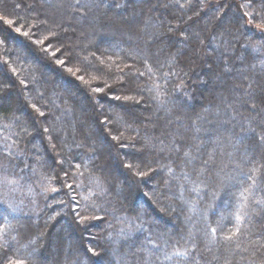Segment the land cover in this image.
I'll use <instances>...</instances> for the list:
<instances>
[{
  "label": "trees",
  "instance_id": "1",
  "mask_svg": "<svg viewBox=\"0 0 264 264\" xmlns=\"http://www.w3.org/2000/svg\"><path fill=\"white\" fill-rule=\"evenodd\" d=\"M241 3L87 0L77 11L75 0H0V15L14 22L0 19V171L7 167L20 183L45 177L49 189L35 213L24 207L9 214L1 200L0 213L14 228L0 240V264L9 258L106 264L114 248L116 264H264V210L251 199L239 248L222 240L234 230L231 213L251 183L249 167L264 165L257 138L264 135V68L242 47L264 42V32L256 27L259 19L242 27L250 9ZM57 19V28L47 26ZM45 29L52 32L44 35ZM59 59L92 77L105 74L101 85L81 80ZM130 83L139 100L126 99ZM242 125L256 134L238 139ZM189 149L196 159L186 163ZM209 153L215 154L211 172L201 167ZM241 158L251 164L237 169ZM21 161L30 168L20 172ZM95 180L107 199L92 194ZM71 217L82 228L78 242ZM145 237L159 250L145 245L139 251ZM89 247L98 255L87 253ZM185 250L189 256L172 255Z\"/></svg>",
  "mask_w": 264,
  "mask_h": 264
},
{
  "label": "snow or ice",
  "instance_id": "2",
  "mask_svg": "<svg viewBox=\"0 0 264 264\" xmlns=\"http://www.w3.org/2000/svg\"><path fill=\"white\" fill-rule=\"evenodd\" d=\"M76 5H79L80 7L77 8L76 10L79 11L81 9L87 8L88 4H87V0H84V2L82 3V0H75ZM176 3L179 4V0H176ZM184 5H180V7H183ZM16 7H19V5L17 4ZM116 7H120L119 4L116 5ZM240 8H244V9H250V11H245L243 12V16L244 17H248L249 19L247 21H245V24L242 25V27L250 25L253 20L259 19L260 23H258L256 25V27L261 31L264 32V0H243V3L240 4ZM84 15L86 16L87 13L85 12ZM0 19H3V17H0ZM8 24H12L13 21L12 20H7ZM17 31L19 32L20 29L17 28ZM169 31H171V29H169ZM237 32L240 31V28L236 29ZM24 35H28V33H24ZM185 39H187V37H185ZM37 43H43L44 41L39 40L36 41ZM50 46V45H49ZM243 48L245 49H250L252 53H255L257 58L259 59V63L261 65L262 68H264V42H262L259 45H253V44H243L242 45ZM59 51V50H57ZM53 55H56L55 52L52 53ZM59 64H64L65 61L64 60H58ZM253 68L256 67L255 64L252 65ZM228 70V69H226ZM68 71H72V69H68ZM149 71H151V69H149ZM141 75H143V73H141ZM80 79H83V76L80 77ZM242 87V85H241ZM248 88H251V84L248 85ZM95 91L99 92L101 91V89L97 88L95 89ZM116 99H119V97H116ZM35 107V106H33ZM256 109V105L253 104L251 105V110L255 111ZM41 115H43V113H41ZM196 132H199L200 129L198 127H196ZM45 132H48L49 129L45 128L44 129ZM249 134H256V129L255 128H244V126H241V133L240 136L238 137V139L247 137ZM233 135L235 136L236 134L233 133ZM257 138L258 141L261 143H264V135H259L257 134ZM15 143V142H14ZM234 146V145H233ZM11 147L12 145H5L4 148L6 151V154L8 156H15V153L11 152ZM177 151H179V146H177L176 148ZM197 151H200L199 148H197ZM229 157H231V153H226ZM184 157L186 158V163H190L193 160L196 159L195 156L192 155V151L191 149L186 150L183 152ZM215 160V154L214 153H209V159L208 160H203L201 167L208 172H211L212 169L209 167V164L211 162H214ZM21 163H24L25 167L24 168H20V172H24L25 168H30V165L26 162V161H21ZM241 164H251V161H244L243 158H241V160L236 163V168L240 169ZM77 167H79V165H77ZM264 167V165H260V166H255V167H249V172L247 174V179L249 181H251V183L249 185H247L246 187H243L242 190L239 193V207L237 208V210L233 213H231L232 218L235 221L234 224V230H232L229 234L223 235L222 236V240L226 243V244H232L235 243L236 247L239 248V240L240 238L243 236V233L241 231V225L243 224L245 217L248 215V213L246 211H244V209L246 207H248V201L251 199V203L254 204L255 206H257L258 208H261L262 210H264V198H257L256 197V193L260 192V191H264V189H261L259 187L260 183H264V173H261V168ZM0 168H3V165L0 164ZM171 171V169H169ZM242 170V169H241ZM34 172V169L32 170ZM65 175L67 176L68 173L65 172ZM184 178H188L187 173L184 174ZM18 183V180L15 179H8V177L6 175H4L2 172H0V186H3L5 184L11 185V184H16ZM68 188H72L71 184L67 185ZM51 191L56 192L57 189L56 188H52ZM0 203H5L3 201H0ZM8 210H9V214L11 213H15L17 211L16 207L13 206L12 204H8L7 205ZM13 219H16L15 216L12 217ZM97 219H99V217H97ZM14 226L11 222V220L8 218V215H5L3 213H0V240H4V238L8 235L9 230L13 229ZM121 233H124V230L121 229L120 230ZM137 231L139 232L140 229L138 228ZM208 233L215 238L217 236V228L215 227H211L208 229ZM124 238H128L127 234H125ZM30 243L35 244L36 241L32 240ZM113 245L117 244L118 241H112ZM145 245H152V248L155 250H159V245L156 244L150 237H145L144 242L140 245L139 247V251H144V246ZM3 245H0V248H2ZM132 247H135V245H133ZM246 251V249H245ZM87 253H91L93 256L98 255V253L96 252V250L92 247H89L86 249ZM106 254H107V249L105 250ZM112 256V258L108 259L106 261V264H116L114 255H115V248L113 249V254H110ZM136 254L133 253V256H135ZM173 256H177V257H185V256H189L190 253L188 250H185L183 252L181 251H174L172 253ZM171 256H166V259H171ZM7 264H27L25 259H12L9 258L7 260ZM74 264H83V262L77 258L74 262ZM225 264H230V262L226 261Z\"/></svg>",
  "mask_w": 264,
  "mask_h": 264
},
{
  "label": "rangeland",
  "instance_id": "3",
  "mask_svg": "<svg viewBox=\"0 0 264 264\" xmlns=\"http://www.w3.org/2000/svg\"><path fill=\"white\" fill-rule=\"evenodd\" d=\"M0 12H2V11H0ZM0 17H3V21H5V23L7 24V25H9L10 26V24H8L7 23V20H12L13 21V19H10V18H6V17H4V14H2V15H0ZM152 19V18H151ZM153 20V19H152ZM150 20H148L147 19V23L149 22ZM58 22H60L58 19L56 20V22H54V23H48L47 24V26L48 27H51V28H57L58 27ZM14 23V22H13ZM12 23V24H13ZM12 27H13V25H12ZM16 30H17V28H15ZM69 30H73V29H71V27H70V29ZM19 32H21V31H19ZM50 32H52V31H50V30H48V29H45V31L43 32V34L44 35H49V33ZM91 36H90V34H86V43H88V40H89V43H91L92 42V39L90 38ZM40 40H42V39H40ZM44 41V40H43ZM40 44V43H39ZM46 50L47 51H49V53H53V52H55L56 53V51L55 50H53V49H51V48H46ZM51 53V54H52ZM60 60V59H59ZM66 60V59H65ZM64 60V61H65ZM65 63H66V61H65ZM66 66H67V68L68 69H72V71L71 72H73L76 76H78L79 78L81 77V76H83V81H85L86 83H94L95 81L99 84L100 82H101V80L103 79V77L105 76V74H103V73H101V72H99V74L97 75V76H95V77H92V76H89L88 74L86 75V74H84V71H81V70H76L75 69V67H71V65H73V63L72 62H70V63H66L65 64ZM74 66V65H73ZM109 66V65H108ZM110 68H108L107 67V70L106 71H108ZM100 75V76H99ZM103 76V77H102ZM101 78V79H100ZM99 85H101V84H99ZM129 86H130V88H127L126 87V89L128 90V91H130V96H127L126 97V99L127 100H139V98H138V96L134 93V88H132L131 86H132V84L130 83L129 84ZM117 97H119V96H117ZM229 106V105H228ZM230 107V106H229ZM229 110V109H228ZM214 114H218L219 112L218 111H216V110H214V111H212ZM118 119H120L121 120V118L119 117ZM1 145V144H0ZM69 160V158L68 157H66V161L67 162H69L68 161ZM66 164V163H65ZM62 165H63V163H62ZM66 166H67V164H66ZM9 167V166H8ZM7 167H6V169H4L3 171H0V172H2L4 175H6L7 177H8V179H15V180H17L15 177H12L11 175H12V173L11 172H8L7 171ZM63 172V171H62ZM35 173V172H34ZM11 174V175H10ZM65 173L63 172L62 173V175H64ZM33 177H30L28 180V183H24V182H22V183H20V181H21V179H22V177L21 178H19L18 179V183H16V184H11V185H8V184H5V185H3V186H0V201L1 200H3V201H6L7 202V204H12L13 206H15L16 207V209L17 210H22V208H29L28 210V213H35V212H37L40 208H38V205L37 204H39L38 202L40 201V200H42V198H44V197H47L46 195L48 194V192H49V189L48 188H46V179H45V177L44 178H39L40 180L38 181V180H36V181H34L33 179H32ZM22 184V185H21ZM93 184H94V187H95V189L96 190H94V191H92L93 193V195L95 194H99V195H101L102 197H105L106 199H107V192H106V190H105V187L101 184V183H99V181H97V180H95L94 182H93ZM69 190V193H70V197L73 199V200H75L76 198V196H75V191H74V189H73V187L72 188H70V189H68ZM79 190H81L80 188H79ZM91 195V194H90ZM89 195V196H90ZM39 200V201H38ZM31 203V204H30ZM40 207V206H39ZM24 208V209H25ZM95 218H96V216H95ZM95 218H93V219H95ZM91 220V219H90Z\"/></svg>",
  "mask_w": 264,
  "mask_h": 264
},
{
  "label": "bare ground",
  "instance_id": "4",
  "mask_svg": "<svg viewBox=\"0 0 264 264\" xmlns=\"http://www.w3.org/2000/svg\"><path fill=\"white\" fill-rule=\"evenodd\" d=\"M0 28H4V24L0 21ZM27 40V39H26ZM27 43H28V45L30 46V47H34L32 44H31V42H29V41H27ZM36 51H37V53H39V56H40V58L41 59H49L50 60V58L47 56V55H45L44 53H42L41 51H39L38 49H36ZM52 61V60H51ZM53 62V61H52ZM52 68L53 69H61V67H59L57 64H55L54 62H53V66H52ZM62 71H63V69H61ZM80 88H82V89H84V86L81 84V83H76ZM85 90V89H84ZM87 100L88 101H90V99H89V97L87 98ZM194 105H198V103H197V101L196 102H194ZM107 138V137H106ZM71 223H72V228H73V230L74 231H76L77 232V234H76V236H74V238H76V240H77V242L78 241H80V239L79 238H81V230H82V228L79 226V225H77V223H75L74 222V220H73V218L71 217Z\"/></svg>",
  "mask_w": 264,
  "mask_h": 264
}]
</instances>
